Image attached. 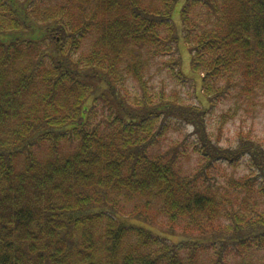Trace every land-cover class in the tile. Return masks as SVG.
Returning a JSON list of instances; mask_svg holds the SVG:
<instances>
[{
	"label": "trees",
	"instance_id": "obj_1",
	"mask_svg": "<svg viewBox=\"0 0 264 264\" xmlns=\"http://www.w3.org/2000/svg\"><path fill=\"white\" fill-rule=\"evenodd\" d=\"M181 37L209 101L218 78L264 92V0H0V264H264V144L223 148L199 131L205 105L148 93ZM169 116L200 134L197 175L181 147L149 150ZM235 156L249 176L221 193L211 165Z\"/></svg>",
	"mask_w": 264,
	"mask_h": 264
},
{
	"label": "rangeland",
	"instance_id": "obj_2",
	"mask_svg": "<svg viewBox=\"0 0 264 264\" xmlns=\"http://www.w3.org/2000/svg\"><path fill=\"white\" fill-rule=\"evenodd\" d=\"M178 9L179 5H176L173 24L179 32L181 28L180 20L176 16ZM93 42V38H91L89 41L90 47L88 48L89 45L85 46L86 49L91 50ZM188 46L181 37V40L178 41L174 57L176 63L173 62V57H157L151 63L152 66L144 77L148 93L163 92L167 96L175 93L177 100H174L177 101L178 105L184 107L188 105L197 107H201V104L205 105V108H200L204 112L200 118L202 122L199 123V131L206 130L214 139L218 138L223 148H234L240 143L239 138L244 140L247 137L249 141H259L261 144H264V92L260 91L257 95H244L246 88L244 83H242L243 81L241 82L242 84H238L237 82L235 85V81L232 83V81H227V79L218 78L219 82L215 81L214 84H219L218 92H224L213 97L211 96V100L209 101L205 97L206 93L201 89L200 79L202 76L191 70ZM168 62L171 65H166ZM179 70L183 72L184 78L180 75ZM126 86L128 94L131 96L137 94V89L139 90V88L134 80H128ZM103 111H107L104 106L98 112ZM198 118L199 116L196 119L197 121ZM150 124L153 123L148 120L143 125L149 130ZM152 133L154 139L150 143V151L157 155H166L167 158L172 159L171 153L168 151L181 147L185 154L180 158L182 173L188 174L190 172L192 176L199 173L204 164V161L201 160V154H205V151L201 149L200 145L199 147L195 146L198 141L197 137L200 134L195 130L193 125L187 121L175 120L172 116H169L162 124L158 122ZM238 136L240 137L238 138ZM141 137H143L142 134ZM195 149L198 151L196 152ZM249 159L247 157L239 159L238 156H235L230 161L218 160L213 162L214 164L211 165L212 168L208 174L213 185L215 187L218 186L221 193L226 192L231 194L233 190H229V181H237L249 176ZM250 175L253 178L258 177L255 174ZM233 192L235 193V191ZM155 220H153V223L148 222V225H150L156 235L167 237L175 243L184 240L183 228L175 227L172 230V228L169 229L165 226L163 219ZM222 223L220 224V221H217L215 228L219 230L224 225L227 226L225 221H222ZM176 226L182 225L177 224ZM161 239L167 240L166 238Z\"/></svg>",
	"mask_w": 264,
	"mask_h": 264
}]
</instances>
